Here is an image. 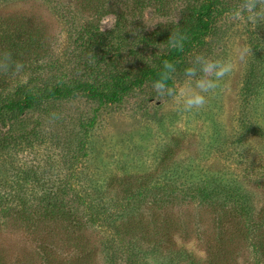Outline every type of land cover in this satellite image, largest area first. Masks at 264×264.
I'll list each match as a JSON object with an SVG mask.
<instances>
[{
    "label": "rangeland",
    "instance_id": "1",
    "mask_svg": "<svg viewBox=\"0 0 264 264\" xmlns=\"http://www.w3.org/2000/svg\"><path fill=\"white\" fill-rule=\"evenodd\" d=\"M226 1L211 33L172 73L170 87L180 91L194 88L184 70L197 56L232 63V72L199 111L183 112L177 99L159 96L147 83L117 105L81 95L52 104L48 115L27 118L29 141L20 140L0 157V218L9 221L0 226V264H191L180 254L187 251L204 260L208 248L218 246V238L225 239L224 264H264L250 242L264 240V58L256 60L252 47L255 42L264 47V0ZM136 2L0 0V25L6 20L17 29L18 42L31 45L34 54L26 59L39 63V85L51 84L62 74L69 79L82 74L92 57L79 37L93 23L113 47L124 45L105 69L134 77L142 68L155 66L165 49L144 38L134 42L126 33L165 35L201 0H160L144 12ZM120 14L125 19L118 24ZM30 70L13 73L19 77L8 90L28 82ZM69 150L78 156L81 170L73 185L86 188L95 203H106L114 211L102 228L76 229L74 222L44 216L38 178L46 186H67ZM133 178H144L133 186L144 184L149 191L130 201L122 181ZM219 185H231L249 198L248 218L234 214L225 198L197 197L202 187L211 193ZM63 199L87 221L73 194ZM25 202L30 229L11 210ZM155 222L175 225L178 248L167 250L150 239L157 234ZM121 226L122 232L132 229L134 236L126 237ZM142 233L138 242L135 237ZM43 245L54 247L52 257L43 256Z\"/></svg>",
    "mask_w": 264,
    "mask_h": 264
},
{
    "label": "trees",
    "instance_id": "2",
    "mask_svg": "<svg viewBox=\"0 0 264 264\" xmlns=\"http://www.w3.org/2000/svg\"><path fill=\"white\" fill-rule=\"evenodd\" d=\"M158 1L160 0H138V2H136V8L140 12H144L153 6V2ZM226 5V0H201V2L191 7L188 16L183 22L177 24L165 35L151 34L149 36H142L128 34L127 32L125 36L132 39L134 42L144 38L146 41L149 40L159 44L158 46L162 45L165 49L164 52L158 55L155 66L142 68L140 73L134 77H131L126 71L112 72L105 69L107 63L112 60L111 55L121 54L124 50V45L119 44L117 47H113L111 45L112 43L108 42L101 27L93 23L89 25L85 29V32L79 37V41L82 42V47H84L86 53L91 54L92 57V59H90L91 61L86 63V66L83 68L82 74L74 79H69L66 75L62 74L58 76L57 80L53 83L45 85H39L42 77H40L39 63L27 62L26 56L28 54H34L32 48H30L31 45L19 43L18 35L16 34L18 32L17 29L12 25H6V23H4L6 22L5 20L0 25V157L9 154L11 148L16 144L18 145L20 140L29 141L31 134L24 128L25 121L30 115L35 113L48 115L51 111L50 106L52 104L63 103L78 96L85 95L90 100L99 102L102 105H117L122 102L124 97L129 96L136 89H142L147 83L153 84L154 81L163 79L167 81L169 86H172V73L174 71L166 69L164 67V62L167 61L172 64L174 69L181 67L180 64L184 63L186 56L191 54L211 33L213 25L216 23L217 17L220 14V9L223 10ZM124 19V15L120 14L118 16V24H121ZM252 47L255 51L256 60L260 61V59H263L264 47L258 42L253 43ZM257 63L258 62L254 63L251 67L250 75L247 80L249 89L251 88L250 85L254 78V71H256ZM18 65L20 67H17ZM26 68H31L30 80L17 86L15 90H8L11 87L10 85L14 84L19 77V75L16 76L13 73L19 70H25ZM17 132H19L18 135H16ZM89 133V131H86L87 136ZM69 152L71 156L67 161V166L70 167L68 176L69 184H67V186H46L44 184L45 180L38 178L37 185L39 190H36V192L39 194L38 198L43 200L45 208L44 216L48 214L47 216L49 218V216L52 217L55 215L70 223L74 222L76 226L74 228L76 229H86L88 226L102 228L104 224L107 223V219H112L114 217L112 216L114 211L106 203H95L89 190L86 188H78L73 185V180L76 181L79 179L81 170L78 169V156L70 150ZM135 181L139 183L144 181V178H133L122 181V186L130 201L140 198L146 191H149L144 184H137L134 187L133 184L135 183L133 182ZM231 187V185H219L217 188H214L211 193L207 192V187H202V189L198 190L197 197L200 198L201 196H205V201L213 197L225 198L224 200L227 204L232 205L231 208L232 210L234 209V214H237V216L239 214L242 219L248 218L251 214L249 198L243 195L241 190H235ZM70 194L75 196L76 203H79L82 208H85L84 211L88 215L86 222L82 221L81 217L78 215V211H74L75 213L70 211V206L64 201L63 198ZM27 207L25 202L11 210L15 211L14 215H19L17 219L20 218V221L27 226V229H30L29 220L26 218L25 214ZM122 210L125 212L126 208ZM8 212L10 213V211ZM262 218L264 219L263 216ZM235 220L237 219L235 218ZM8 223L9 221L7 219L0 218V226L5 227ZM220 224L225 227L223 221H221ZM254 225L258 226L257 224ZM125 226L119 227V231L122 232V228ZM155 226L157 234L149 237L150 239L152 237L157 246L171 251L178 248L179 245L175 238V225L173 223L164 222L160 224L159 222H155ZM258 227H256V229H258ZM133 232L132 229H127L122 233L125 234L126 237H133ZM240 233L243 234V232ZM135 238L140 242L143 240L144 234L142 233L140 237L136 236ZM224 240L225 239L218 238V246L216 245L217 247L208 248L204 260H199L195 255L194 257L187 251L180 255L190 260L191 264H224L223 260L228 256L226 251L221 250L226 246ZM250 242L253 249L261 253L264 258V240L260 238L259 240L253 241L251 238ZM45 246L46 245L42 246L41 253L45 257H52V254L54 255L55 253L54 247L52 246V248H49ZM57 248L60 251L62 249H60V245L57 246ZM195 260H198L199 263L195 262Z\"/></svg>",
    "mask_w": 264,
    "mask_h": 264
},
{
    "label": "clouds",
    "instance_id": "3",
    "mask_svg": "<svg viewBox=\"0 0 264 264\" xmlns=\"http://www.w3.org/2000/svg\"><path fill=\"white\" fill-rule=\"evenodd\" d=\"M250 19L254 17L250 16ZM164 67L170 71L175 70L167 61L164 62ZM232 70L233 65L230 61L197 56L195 63L184 70L190 82L194 81V88L177 91L170 87L166 80L160 79L154 81L153 89L159 96L177 99L183 112L199 111L207 104L209 94H214L218 89L219 81Z\"/></svg>",
    "mask_w": 264,
    "mask_h": 264
}]
</instances>
